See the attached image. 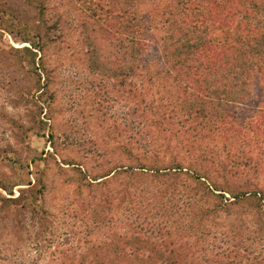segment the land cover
<instances>
[{
  "label": "rangeland",
  "instance_id": "rangeland-1",
  "mask_svg": "<svg viewBox=\"0 0 264 264\" xmlns=\"http://www.w3.org/2000/svg\"><path fill=\"white\" fill-rule=\"evenodd\" d=\"M177 1L0 0V264H264V67L185 86Z\"/></svg>",
  "mask_w": 264,
  "mask_h": 264
},
{
  "label": "trees",
  "instance_id": "trees-1",
  "mask_svg": "<svg viewBox=\"0 0 264 264\" xmlns=\"http://www.w3.org/2000/svg\"><path fill=\"white\" fill-rule=\"evenodd\" d=\"M177 4L181 11L179 16L174 19L168 13L169 20L164 21L169 29L161 52L165 65H170L176 55L182 56L183 62L188 61L183 74L185 86H206L203 82L209 81L211 84L223 78L224 75L216 70L220 68L216 66V55L222 57V68L227 64L233 70L239 66L241 71L233 76L234 79L245 75L244 70L250 61L259 62L264 67V23L253 26L249 20L260 15V12L264 13V0H178ZM234 18H240L243 22H236ZM213 23L219 25L218 30L225 36L221 44L197 34L199 29L204 32L214 30ZM140 39L142 49L143 38ZM191 70L192 74L189 73ZM262 72L264 78V68ZM262 72H259L258 80Z\"/></svg>",
  "mask_w": 264,
  "mask_h": 264
}]
</instances>
